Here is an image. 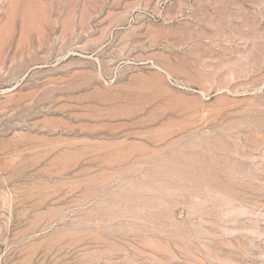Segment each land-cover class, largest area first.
Returning a JSON list of instances; mask_svg holds the SVG:
<instances>
[{
  "label": "rangeland",
  "instance_id": "rangeland-1",
  "mask_svg": "<svg viewBox=\"0 0 264 264\" xmlns=\"http://www.w3.org/2000/svg\"><path fill=\"white\" fill-rule=\"evenodd\" d=\"M0 264H264V0H0Z\"/></svg>",
  "mask_w": 264,
  "mask_h": 264
}]
</instances>
